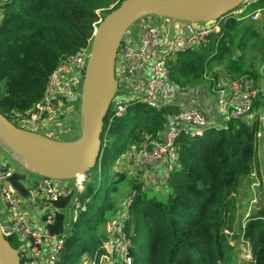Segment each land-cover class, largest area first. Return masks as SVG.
Here are the masks:
<instances>
[{
	"label": "trees",
	"instance_id": "obj_1",
	"mask_svg": "<svg viewBox=\"0 0 264 264\" xmlns=\"http://www.w3.org/2000/svg\"><path fill=\"white\" fill-rule=\"evenodd\" d=\"M121 1L4 0L0 4V113L10 120L13 112L31 111L43 97L52 71L90 45L97 21ZM259 10L264 13V0L239 5L216 19L218 29L203 41L172 53L168 58L171 81L181 89L204 87L210 94L223 78L246 77L255 87L260 72L244 58L264 29V24L252 18ZM255 89L251 113L258 106L260 91ZM74 105L79 109L78 100ZM177 110V105L152 108L129 100L124 113L115 116L110 104L99 154L87 172L84 190L50 200L57 211L46 228L62 238L54 264H102L108 257L123 263L128 257L130 264H227L232 257L230 240L240 238L249 251L246 264H264V207L241 223L238 234L228 237L234 196L253 171L256 136L262 128L257 114L231 118L225 128H207L200 136L180 134L174 170L163 196L151 193L143 181L125 171L113 168L105 175L130 144L161 133L168 115ZM76 126V133L61 140L76 137ZM75 195L84 209H76L75 221L67 224L63 208ZM125 207L123 232L130 245L120 259L109 251L113 240L105 224ZM6 238L17 249V240Z\"/></svg>",
	"mask_w": 264,
	"mask_h": 264
},
{
	"label": "built area",
	"instance_id": "obj_2",
	"mask_svg": "<svg viewBox=\"0 0 264 264\" xmlns=\"http://www.w3.org/2000/svg\"><path fill=\"white\" fill-rule=\"evenodd\" d=\"M3 1L0 0V4ZM254 1L246 0L243 5ZM256 17V14L252 16ZM217 29L215 21L197 24L148 16L135 22L117 49L114 72L118 85L111 102L115 116L124 113L129 100H137L152 108L162 105L178 107L177 111L168 115L161 133L155 137H146L138 144H130L116 161L118 165L124 161L133 174L142 173L144 186L166 184L174 170L178 154L176 140L180 134L200 136L207 128H225L231 118L252 116V101L257 91L249 78L242 77L234 81L223 78L225 83L219 81L216 91L212 94L208 91L207 94L204 87L181 89L169 77L168 58L172 53L203 41L208 33ZM88 53L89 45L66 57L49 75L44 95L36 106L26 113L13 112L9 121L18 128L50 138L66 132L67 128L56 129L59 126L56 121L60 117H70L71 123L73 115H70V109L71 106L75 108L74 101L77 99L70 100V97L78 98L80 95ZM197 93L202 96L201 101L207 104L206 109H199L187 99V95L196 96ZM207 109L211 111L206 112ZM257 135H260L259 132ZM12 173L6 161L0 159L2 234L17 240L21 264H54L59 257L62 238L50 234L46 228L47 222L53 220L57 211L50 200L81 193L88 179L87 173L73 180L41 178L31 188L32 198L36 201L47 199L38 202L42 209V226H34L26 219L20 195L9 182ZM129 201L130 197L126 198L124 205ZM76 209H84V205L77 201L75 195L69 205L63 208L67 224L75 221ZM126 216L125 207L105 224L106 234L115 244V252L122 257L130 245L123 232ZM123 264H130V259L126 257Z\"/></svg>",
	"mask_w": 264,
	"mask_h": 264
},
{
	"label": "water",
	"instance_id": "obj_3",
	"mask_svg": "<svg viewBox=\"0 0 264 264\" xmlns=\"http://www.w3.org/2000/svg\"><path fill=\"white\" fill-rule=\"evenodd\" d=\"M246 0H122L94 27L89 45L79 101V134L61 140L16 127L0 113V150L23 170L13 172L9 182L24 195L26 173L40 178L73 180L95 165L100 150L104 116L117 91L114 64L125 33L138 20L155 16L172 21L203 24L233 11ZM19 252L2 234L0 264H21ZM45 264V263H42Z\"/></svg>",
	"mask_w": 264,
	"mask_h": 264
},
{
	"label": "rangeland",
	"instance_id": "obj_4",
	"mask_svg": "<svg viewBox=\"0 0 264 264\" xmlns=\"http://www.w3.org/2000/svg\"><path fill=\"white\" fill-rule=\"evenodd\" d=\"M233 13L237 15V11ZM263 19H264V13L259 11L258 17L254 21L259 24L260 23L264 24ZM244 59H245L246 64L248 63L249 65L250 63H252V65L255 68H257L259 71L260 70L264 71V29L262 30L261 37L255 40L254 42L250 43L245 53ZM222 80H223V83H225L226 80L225 79H222ZM208 91L209 90H206L205 93L209 94ZM201 97L202 96L198 95V93L196 96L187 95V99L192 105L194 106L197 105L199 109H206L207 104L201 101ZM211 105L214 106V103H212ZM208 111L210 112L211 109L206 110V112ZM78 113H79V109H76V107L74 108V106H71L70 115H73L71 118V121L72 119L74 120L73 124L72 122L70 123V117H60L57 119L56 123H58L59 126L56 129H66L67 128L66 132H60L58 134V136L56 137L57 139H62L66 136H69L71 134L73 135L74 133L77 132L78 128L76 125L78 124ZM76 121H77V124H76ZM256 140L258 143V139ZM0 154L2 155L3 159L7 163V166L12 170V172H22L23 173L22 168L15 161H13L10 157H8L1 150H0ZM113 168L116 169L117 171H125L127 175L130 177H138L140 180L143 179L142 173H136V174L131 173L130 169L128 168L127 164L124 161L120 162V165L115 164L114 166V164H111L106 169L105 175H109L110 172L113 170ZM154 172H158V171L154 170ZM250 176H252V174ZM250 176L244 181L245 182L244 185H243L244 182L241 184V186L239 187L238 193L234 196L235 209L232 210L234 213H231V211H229V216H231L229 217L231 219V222H230L231 229L228 231V237H231L234 234H238L239 226L241 225V223H243L245 219L250 214H252L256 209H261L262 207H264V196H263L264 191L262 190L264 188V180L258 174H256L257 178L260 181V185L259 184L258 186L248 185V183H250ZM39 179H40V176L38 174L26 173V179L22 181V183L27 189H29L31 185L35 183L36 181H38ZM145 189H147L151 193H155L157 196H163L166 190L165 184L161 185V183H158V185L156 186L151 185V184H146ZM126 191H127V186L123 188V193H125ZM230 241H231L230 245L232 246V257H231L230 262H227V264H246V261L249 259V253H248L249 251L246 250L247 245L245 244V242H243L241 238L237 240L231 239ZM114 245H115L114 242H112V244L109 247V251L110 253L112 252L113 255H117L121 259V255L115 252ZM102 264H123V261L121 260L119 261V259H116L113 257L112 258L108 257V259H104L102 261Z\"/></svg>",
	"mask_w": 264,
	"mask_h": 264
},
{
	"label": "crops",
	"instance_id": "obj_5",
	"mask_svg": "<svg viewBox=\"0 0 264 264\" xmlns=\"http://www.w3.org/2000/svg\"><path fill=\"white\" fill-rule=\"evenodd\" d=\"M259 11L256 12L257 17H258ZM240 12H241L240 10L237 11V14H239ZM257 17L255 19H257ZM259 72H260V76L257 82L255 83V87L257 88V90L260 91V93L257 96L259 100H258V106L257 108L253 110L252 114L258 115L262 128L259 131L260 135L256 136L258 139L257 151H256V157H255L256 161L254 159L253 171H252L253 173H252V176H250V183H248V185H257V186L258 184L260 185V181L257 178L256 174H258L264 180V71L260 70ZM0 159L4 160L1 154H0ZM40 179L36 181L35 183L39 182ZM244 184L245 182L243 183V185ZM25 189H26V192L24 195L19 194L24 215L30 224L34 226H42L41 205L34 198H32L31 188L27 189L25 187ZM262 190L264 191V188Z\"/></svg>",
	"mask_w": 264,
	"mask_h": 264
},
{
	"label": "bare ground",
	"instance_id": "obj_6",
	"mask_svg": "<svg viewBox=\"0 0 264 264\" xmlns=\"http://www.w3.org/2000/svg\"><path fill=\"white\" fill-rule=\"evenodd\" d=\"M219 128H221V127H219V126H217V127H214V129H215V130H217V129H219Z\"/></svg>",
	"mask_w": 264,
	"mask_h": 264
}]
</instances>
